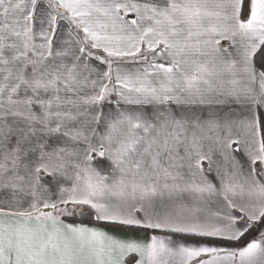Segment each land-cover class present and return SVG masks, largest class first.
Listing matches in <instances>:
<instances>
[{"label": "snow or ice", "instance_id": "snow-or-ice-1", "mask_svg": "<svg viewBox=\"0 0 264 264\" xmlns=\"http://www.w3.org/2000/svg\"><path fill=\"white\" fill-rule=\"evenodd\" d=\"M261 52L264 0H0V264H264Z\"/></svg>", "mask_w": 264, "mask_h": 264}, {"label": "trees", "instance_id": "trees-1", "mask_svg": "<svg viewBox=\"0 0 264 264\" xmlns=\"http://www.w3.org/2000/svg\"><path fill=\"white\" fill-rule=\"evenodd\" d=\"M259 56H264V52H261L258 54ZM66 221H71V222H77V223H83V224H90V225H96V222L90 217V216H76V217H66ZM264 230V223H258L257 226L253 229V231L249 234L255 235L259 231ZM249 237L246 236L244 239H242L240 242L236 243L238 245H242L244 243V240L248 239Z\"/></svg>", "mask_w": 264, "mask_h": 264}, {"label": "crops", "instance_id": "crops-1", "mask_svg": "<svg viewBox=\"0 0 264 264\" xmlns=\"http://www.w3.org/2000/svg\"><path fill=\"white\" fill-rule=\"evenodd\" d=\"M226 43V42H224ZM66 221V220H65ZM67 223H77V222H71V221H66ZM88 226H96V225H90V224H86ZM109 231H112L114 233H118V234H123L125 232V229L122 228H113V227H109L108 229ZM264 231V230H263ZM140 234V233H138ZM215 243H222V244H227L229 247H239L240 245L236 244V242H225V241H215Z\"/></svg>", "mask_w": 264, "mask_h": 264}]
</instances>
